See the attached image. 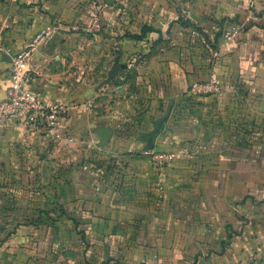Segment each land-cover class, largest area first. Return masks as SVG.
<instances>
[{
  "label": "crops",
  "instance_id": "obj_1",
  "mask_svg": "<svg viewBox=\"0 0 264 264\" xmlns=\"http://www.w3.org/2000/svg\"><path fill=\"white\" fill-rule=\"evenodd\" d=\"M30 45L27 88L58 113L53 129L21 115L0 127V264L263 254L264 11L246 0H0V100L10 54ZM211 46L222 93L192 96ZM101 127L112 130L104 146ZM152 147L173 163L149 161Z\"/></svg>",
  "mask_w": 264,
  "mask_h": 264
},
{
  "label": "built area",
  "instance_id": "obj_2",
  "mask_svg": "<svg viewBox=\"0 0 264 264\" xmlns=\"http://www.w3.org/2000/svg\"><path fill=\"white\" fill-rule=\"evenodd\" d=\"M49 29L43 30L36 41L43 42L49 35ZM224 37L231 39L232 33L226 32ZM33 45L10 54V80L6 96L0 100V127L5 125L11 117L24 116L33 125L47 126L53 129L58 110L55 106L44 105L37 94L27 88L29 80V58ZM4 49L0 46V51ZM9 54L8 50H4ZM219 50L208 47L209 74L205 79L190 84L188 93L192 96L215 97L221 95L222 85L219 79ZM149 161L159 165H171L174 154L163 149L148 148L143 151Z\"/></svg>",
  "mask_w": 264,
  "mask_h": 264
},
{
  "label": "rangeland",
  "instance_id": "obj_3",
  "mask_svg": "<svg viewBox=\"0 0 264 264\" xmlns=\"http://www.w3.org/2000/svg\"><path fill=\"white\" fill-rule=\"evenodd\" d=\"M246 3L247 9L250 11H255L256 9L264 11V0H246ZM253 248L255 249V247ZM253 248H251L252 250L250 252H245L240 255V257L233 262L235 264H264V249L261 251L263 254L258 255V252L254 251Z\"/></svg>",
  "mask_w": 264,
  "mask_h": 264
},
{
  "label": "water",
  "instance_id": "obj_4",
  "mask_svg": "<svg viewBox=\"0 0 264 264\" xmlns=\"http://www.w3.org/2000/svg\"><path fill=\"white\" fill-rule=\"evenodd\" d=\"M115 70H117V66L116 65L113 66V71L111 73V76L115 74L114 73ZM96 133L99 136V144L104 146L109 141V138H110V135L112 133V130L109 129V128L101 127V128H98L96 130Z\"/></svg>",
  "mask_w": 264,
  "mask_h": 264
}]
</instances>
